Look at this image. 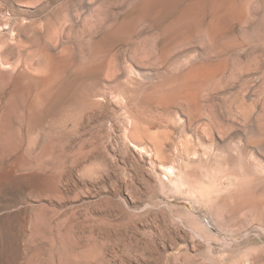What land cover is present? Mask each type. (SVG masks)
Returning <instances> with one entry per match:
<instances>
[{"label": "rangeland", "instance_id": "1", "mask_svg": "<svg viewBox=\"0 0 264 264\" xmlns=\"http://www.w3.org/2000/svg\"><path fill=\"white\" fill-rule=\"evenodd\" d=\"M0 264H264V0H0Z\"/></svg>", "mask_w": 264, "mask_h": 264}, {"label": "bare ground", "instance_id": "2", "mask_svg": "<svg viewBox=\"0 0 264 264\" xmlns=\"http://www.w3.org/2000/svg\"><path fill=\"white\" fill-rule=\"evenodd\" d=\"M196 95V92L194 91H188L186 94H185V97H193Z\"/></svg>", "mask_w": 264, "mask_h": 264}]
</instances>
